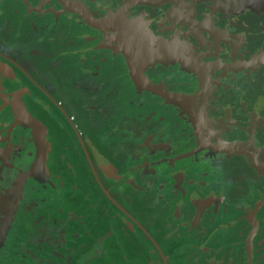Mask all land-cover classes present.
Returning <instances> with one entry per match:
<instances>
[{"label": "flooded vegetation", "instance_id": "1", "mask_svg": "<svg viewBox=\"0 0 264 264\" xmlns=\"http://www.w3.org/2000/svg\"><path fill=\"white\" fill-rule=\"evenodd\" d=\"M248 148L264 0H0V264H264V218L220 221L264 200ZM187 172L197 227L157 193Z\"/></svg>", "mask_w": 264, "mask_h": 264}, {"label": "rangeland", "instance_id": "2", "mask_svg": "<svg viewBox=\"0 0 264 264\" xmlns=\"http://www.w3.org/2000/svg\"><path fill=\"white\" fill-rule=\"evenodd\" d=\"M242 153L244 154V152ZM249 161L253 166H255L258 169L260 173L262 172V168H260V166H258L251 158H249ZM220 165L221 166H217L220 172L219 174H221V172H223L224 169L226 170V167H224L223 164ZM179 166L180 164H178V167ZM207 166L208 164H204V167ZM204 167H202V169H204ZM214 173L216 172H212L210 174H214ZM187 175L188 172L185 174H180L176 177V180L171 179L170 181L171 183L168 180H164L161 184H158L157 193L163 196V200H164L163 203H165L168 208L173 209L175 215H180L179 213H181V210L185 208V205H189V207L193 206V208L191 207L192 219L195 220L193 225L197 227L199 225V222L203 220L204 215L205 216L208 215L210 218H212V215L205 214L203 207L195 203H189V201L185 199V197L187 198V196L191 195L196 190L194 184L187 183L188 182L186 178ZM191 176L192 174L190 173L189 178ZM192 178L199 180V177H192ZM241 179H243V177ZM154 181H156V179H151V178L147 179V182L151 184L154 183ZM243 181H246L248 183L250 182L252 185L255 186L256 189H254L255 191L254 193H258L257 191L258 189L261 191V194L264 192V188L260 186L264 184V177L259 178L258 181L248 178L243 179ZM142 185L146 186L147 183L144 181L142 182ZM235 202L236 201L227 200L225 197L223 199L222 207H225L228 210L225 213L223 212L222 214H220V221L223 223L224 221L228 222V224L226 225H229V223H232L235 220H237L238 216L240 215L252 216V221H250V219L248 220L251 225L260 222L259 220H257L258 216L260 218H264V200L259 199V197L254 196L245 205L241 203H238L236 205ZM190 218H191V213L188 219Z\"/></svg>", "mask_w": 264, "mask_h": 264}, {"label": "water", "instance_id": "3", "mask_svg": "<svg viewBox=\"0 0 264 264\" xmlns=\"http://www.w3.org/2000/svg\"><path fill=\"white\" fill-rule=\"evenodd\" d=\"M248 152L253 157V159L264 169V165H263L261 159L259 158V156L249 148H248Z\"/></svg>", "mask_w": 264, "mask_h": 264}]
</instances>
